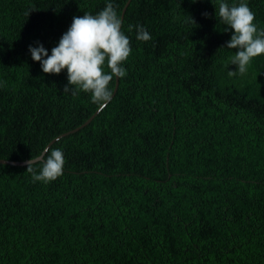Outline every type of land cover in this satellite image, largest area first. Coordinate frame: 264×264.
I'll use <instances>...</instances> for the list:
<instances>
[{"label":"trees","instance_id":"trees-1","mask_svg":"<svg viewBox=\"0 0 264 264\" xmlns=\"http://www.w3.org/2000/svg\"><path fill=\"white\" fill-rule=\"evenodd\" d=\"M247 3L264 29V0ZM105 5L0 0V158L70 132L50 145L66 158L52 182L34 180L41 160L0 163V264H264V54L236 70L212 0H114L132 52L99 110L29 45L50 52Z\"/></svg>","mask_w":264,"mask_h":264},{"label":"clouds","instance_id":"clouds-1","mask_svg":"<svg viewBox=\"0 0 264 264\" xmlns=\"http://www.w3.org/2000/svg\"><path fill=\"white\" fill-rule=\"evenodd\" d=\"M212 3L216 8V18L218 16L225 25L224 31L231 32L230 39L224 45L236 49L230 63L237 66L239 73H245L253 58L264 54V29L258 27L255 13L247 0H237L231 4L228 0H217L216 3L212 0ZM202 14L208 15L207 12ZM121 25L122 19L114 6V0H106L105 7L98 13L74 16L50 52L39 41L29 45V52L33 60L40 62L44 73L67 71L68 83L64 93L75 95L83 90L91 94L94 103L103 106L112 99L113 78L127 75L124 62L129 58L132 46ZM135 28L138 40L148 41L152 38L143 24H137ZM105 68L110 71H105ZM65 163L61 148L48 147L40 161L39 172L34 174V180L44 183L56 180L63 175ZM34 164L32 158L27 170L33 171Z\"/></svg>","mask_w":264,"mask_h":264},{"label":"water","instance_id":"water-1","mask_svg":"<svg viewBox=\"0 0 264 264\" xmlns=\"http://www.w3.org/2000/svg\"><path fill=\"white\" fill-rule=\"evenodd\" d=\"M130 2V1H129ZM129 2H128V4H129ZM126 10V9H125ZM119 78H116V85H115V89H114V92H113V96L116 94V92H117V90H118V87H119ZM106 105V104H105ZM105 105H103V106H101L100 108H99V110L101 109V108H103ZM98 113V111H96L84 124H82L81 125V127L82 126H85L86 124H88L93 118H94V116L96 115ZM81 127H77V128H75L73 131H76V130H78L79 128H81ZM70 132H65V133H63V134H61V135H59V136H57L56 138H54V140H52L49 144H48V146L46 147V149L48 148V147H50V145L51 144H53V142L54 141H56V140H58L60 137H63V136H65V135H67V134H69ZM45 149V150H46ZM45 153V151L40 155V156H38V157H36V158H33V160L36 162V161H39V160H42L43 159V154ZM30 160H32V159H28V160H24V161H19V160H10V159H3V158H0V163H7V164H12V165H26V164H28V162L30 161Z\"/></svg>","mask_w":264,"mask_h":264}]
</instances>
